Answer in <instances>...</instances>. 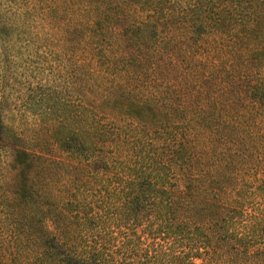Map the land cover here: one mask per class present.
Wrapping results in <instances>:
<instances>
[{"label":"trees","instance_id":"1","mask_svg":"<svg viewBox=\"0 0 264 264\" xmlns=\"http://www.w3.org/2000/svg\"><path fill=\"white\" fill-rule=\"evenodd\" d=\"M74 5L62 49L81 48L104 91L52 138L69 188L51 185L42 150L16 154L29 252L38 264H264V0Z\"/></svg>","mask_w":264,"mask_h":264},{"label":"rangeland","instance_id":"2","mask_svg":"<svg viewBox=\"0 0 264 264\" xmlns=\"http://www.w3.org/2000/svg\"><path fill=\"white\" fill-rule=\"evenodd\" d=\"M76 2L0 0V264H38L28 250L32 238L20 185L24 163L16 158L18 150L36 147L45 152L50 159L45 174L51 185L69 188L64 160L52 138L65 123H75L78 104L92 98L91 90H98L96 100L104 91L101 82L85 71L87 58L78 55L84 51L61 46L60 36L72 26ZM68 32V46L76 45L71 41L75 36ZM132 85L135 82H129ZM87 111L92 109H86L84 120ZM121 123L126 125L128 120ZM131 137L133 133L124 141H132ZM135 140L142 143L140 138ZM76 178H71L70 187L76 186Z\"/></svg>","mask_w":264,"mask_h":264}]
</instances>
